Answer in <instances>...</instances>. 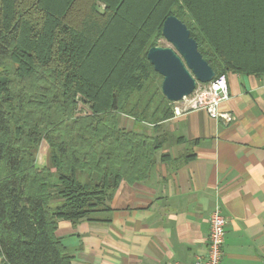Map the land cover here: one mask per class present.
Masks as SVG:
<instances>
[{
    "label": "trees",
    "instance_id": "obj_1",
    "mask_svg": "<svg viewBox=\"0 0 264 264\" xmlns=\"http://www.w3.org/2000/svg\"><path fill=\"white\" fill-rule=\"evenodd\" d=\"M171 14L215 77L264 74V0H0L2 264H69L59 220H108L121 181L192 143L164 128L173 102L146 57Z\"/></svg>",
    "mask_w": 264,
    "mask_h": 264
},
{
    "label": "crops",
    "instance_id": "obj_2",
    "mask_svg": "<svg viewBox=\"0 0 264 264\" xmlns=\"http://www.w3.org/2000/svg\"><path fill=\"white\" fill-rule=\"evenodd\" d=\"M225 75L228 98L219 110L230 121L203 109L172 116L164 128L192 143L165 144L148 179L121 181L108 220L58 221L69 264H192L206 252L217 200L226 216L220 264H264V74ZM161 152L169 154L164 161ZM185 153L193 155L181 162Z\"/></svg>",
    "mask_w": 264,
    "mask_h": 264
},
{
    "label": "water",
    "instance_id": "obj_3",
    "mask_svg": "<svg viewBox=\"0 0 264 264\" xmlns=\"http://www.w3.org/2000/svg\"><path fill=\"white\" fill-rule=\"evenodd\" d=\"M161 35L171 46L153 45L146 57L162 76V94L176 102L190 94L197 83L210 81L215 71L202 57L186 24L177 16L171 14L164 19Z\"/></svg>",
    "mask_w": 264,
    "mask_h": 264
},
{
    "label": "built area",
    "instance_id": "obj_4",
    "mask_svg": "<svg viewBox=\"0 0 264 264\" xmlns=\"http://www.w3.org/2000/svg\"><path fill=\"white\" fill-rule=\"evenodd\" d=\"M227 98L226 75L220 74L206 83H198L190 94L174 102V114L177 116L191 109H203L213 119L222 118L230 121L232 116L219 110V104ZM209 223L210 232L206 252L195 256L192 264H220L223 255L226 216L218 200L209 215Z\"/></svg>",
    "mask_w": 264,
    "mask_h": 264
},
{
    "label": "rangeland",
    "instance_id": "obj_5",
    "mask_svg": "<svg viewBox=\"0 0 264 264\" xmlns=\"http://www.w3.org/2000/svg\"><path fill=\"white\" fill-rule=\"evenodd\" d=\"M99 7H100V9H102V7H103V5L102 4H99ZM157 45H160V46H171V44L169 43V42H167L166 40H165V38H163V37H161V38H159L158 40H157ZM198 84V83H197ZM197 84H196V86H197ZM177 104H180V103H177ZM175 104H174V102H173V106H174ZM84 110H86V108L85 107H83L82 105H80V111H84ZM184 113V112H183ZM182 114V113H181ZM173 116H176L175 114H174V110H173ZM123 125H125L127 128H130V125H131V121H130V119H128V118H125V120H123ZM151 127L150 126H148V129H150ZM150 131V130H149ZM44 144V143H46L44 140L41 142V144ZM41 144L39 145V148H38V151H39V149H40V146H41ZM47 145V144H46ZM37 155V154H36ZM46 156H47V159H48V147H47V150H46ZM48 161V160H47ZM195 258V257H194Z\"/></svg>",
    "mask_w": 264,
    "mask_h": 264
}]
</instances>
